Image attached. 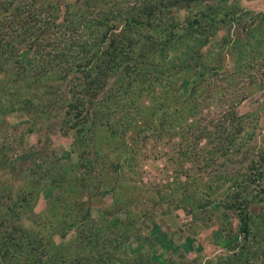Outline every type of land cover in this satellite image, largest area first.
I'll return each mask as SVG.
<instances>
[{
  "label": "rangeland",
  "instance_id": "1",
  "mask_svg": "<svg viewBox=\"0 0 264 264\" xmlns=\"http://www.w3.org/2000/svg\"><path fill=\"white\" fill-rule=\"evenodd\" d=\"M83 1L0 0V16L11 17L15 7L18 19L0 23L2 235L16 233L27 246L21 235L29 234L48 264H264V0L171 5L181 41L177 35L168 44L144 41L145 27L130 33L132 64L143 45L150 58L154 51L171 57L189 43L199 53L192 71L210 73L196 80L181 75L174 83L173 95L194 91L184 109L179 103L154 119L144 99L147 108L129 131L133 150L115 145L108 129L89 123L90 115L69 112V98L84 89L76 68H93L101 55L89 38L80 43L82 26H67L74 11L80 16ZM202 8L229 17L201 19V33L184 38ZM73 34L81 40L63 43ZM151 59L147 71L165 74ZM119 73L113 69L97 97ZM114 94L113 102L123 100L124 93ZM245 211L251 217L247 237L239 230ZM89 239L93 248L86 246Z\"/></svg>",
  "mask_w": 264,
  "mask_h": 264
},
{
  "label": "trees",
  "instance_id": "2",
  "mask_svg": "<svg viewBox=\"0 0 264 264\" xmlns=\"http://www.w3.org/2000/svg\"><path fill=\"white\" fill-rule=\"evenodd\" d=\"M125 1L127 0H84L80 2L81 8L83 7L80 16H76L79 11H74L70 16V23H67V26L71 30L75 29L71 28L72 26H82L83 34H81V36H85V40L82 41L79 36L77 37L73 34L72 36H68L67 41L63 43H71L72 45L81 40L80 43L84 45L88 42L87 38H89L92 42L91 45L94 46L95 49L97 47V49H99L98 52L101 54L93 68H88L86 66H84V70L79 66L76 68V72L81 74L83 78L80 89L81 87H84V89L81 91L83 93H77L69 98L72 103V105L68 107L69 112L75 109L79 114H83V116L90 115L91 120L89 123L91 122V125H93V122H96L99 126L98 131H103L104 133L108 129L111 132V138H113L115 145L116 142H119L130 148V150H133L136 143L134 145L130 144L131 134L129 133L132 132L129 131H131L130 129L132 127L135 130L138 120L140 121V119L135 120V115L139 116L147 108L143 105V100L147 99L150 101L153 110L150 109L149 112L151 116L154 115V119L163 115L165 113L163 111H165L167 107H177L179 103H182L181 108L184 109L190 104L191 96L194 91H189L186 96H183L181 93L179 96L173 95L170 90L174 88V83L178 82L177 79L181 75L196 80L198 77L209 78L210 73L202 71L197 74L194 70L192 71L197 65L194 59L197 60L199 53H196L195 50L192 49L193 47H188L189 43H186L187 46H184V50L181 52H177V50L171 52L173 54L171 57H167L166 54H164L165 56H163V54L156 55L154 51L150 58L148 54L151 50L145 47L147 45H143L140 52L142 54L135 56V59L138 60V64L134 65L130 62L132 58L129 54L133 52L131 47L132 45L134 46L136 42L132 41L130 33L144 31L145 27L148 28V32L141 35L144 41H148L149 39L153 41L155 37L156 40L159 39L157 45H160V43L168 44L173 42V39H176V35L179 41H181L183 38L179 36V32L182 30L178 28L177 16L170 14V6L174 5V7L179 8L180 6L178 5L180 3L182 4L183 1L204 2L208 0H137L134 2V5H126ZM3 3H5V5L2 6V8L6 10L9 8L8 4L11 3V1ZM207 9L208 8H202L198 18L188 21L184 38L190 39V35L195 31H198L199 34L201 33L197 29V25L200 23L201 19H205L204 21L210 23H212V21L214 23H219L227 19L226 16H228V14L218 17L213 14L206 15ZM15 12L17 13L14 7L9 13L11 17L0 16V23L5 20L2 25L6 26L10 25V23H15V20L18 21ZM19 27L21 30V26ZM13 29H16V27L13 26ZM27 29L22 31L23 34ZM25 35L24 37H26L27 40L33 37L32 43L34 45L38 42L39 38H37L35 34L34 36L30 34V38H28L26 33ZM195 37L199 38V36H192V38ZM16 42L19 43L20 41L17 40ZM96 44L100 45L99 48ZM6 45L10 46L11 44L5 41L4 46L6 47ZM13 47L14 46L11 45L8 49L10 54H15L17 51L14 47V53H12ZM156 47L157 46H155V48ZM151 58H156L155 67L164 69V71H166L165 74H162L163 72L159 73L161 71L154 67L152 68L153 71H147L149 68L146 67H149L152 61ZM144 67L146 69H144ZM114 68H119L120 73L117 78L118 81L112 83L110 89L104 95L97 97L96 94L98 91L102 90L104 86L111 81L109 76ZM132 68L135 70L133 72L134 76H132L129 81H124L123 78L125 79L127 74L131 73ZM215 72L216 71L212 72V74ZM163 77L165 78L162 80ZM80 80L81 79H79V82ZM199 81L201 82V80ZM132 83H137V87L131 89L130 86ZM79 84L80 83H77V85ZM77 87L79 89V86ZM194 88L196 87H193V90ZM153 89L158 91L149 92ZM117 91L120 92V94L124 93V98L123 100L113 102L115 100L114 92ZM107 98H109L111 102H107ZM193 103L194 102L190 105L191 107H193ZM165 104L167 106H165ZM177 109L178 107L173 109V112ZM193 109L188 113V116H191ZM169 113L172 114V112ZM131 115H134V118H131ZM86 120H89V118H86ZM145 121L144 118L141 125H143ZM152 121L154 120L152 119ZM141 125L139 127H141ZM250 218L251 217L246 211L243 212L240 218L241 226L239 230L244 234V237L249 235ZM16 236V233H11L9 235L5 234V236H3L0 232V264H48V256H45L46 254H44L43 249L42 251L39 250L35 241L30 239L32 236L29 234L21 235L24 240L27 239V246L17 242ZM37 243H39V240ZM95 244L96 243H92L91 239L86 241L87 247L93 248ZM262 245L264 247V240ZM241 252L247 255V252L244 250Z\"/></svg>",
  "mask_w": 264,
  "mask_h": 264
}]
</instances>
